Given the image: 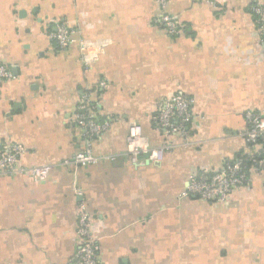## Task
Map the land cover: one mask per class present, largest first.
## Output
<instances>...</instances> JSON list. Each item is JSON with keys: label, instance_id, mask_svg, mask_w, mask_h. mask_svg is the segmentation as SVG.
I'll return each mask as SVG.
<instances>
[{"label": "crops", "instance_id": "0c3cea01", "mask_svg": "<svg viewBox=\"0 0 264 264\" xmlns=\"http://www.w3.org/2000/svg\"><path fill=\"white\" fill-rule=\"evenodd\" d=\"M255 20L251 0H0V63L13 74L0 79V148L22 144L18 166H53L43 182L0 175V264H72L81 205L101 264H264V169L224 201L183 194L192 174L249 152L246 113H264ZM57 24L77 40L59 47ZM177 94L194 99L187 135H165L153 116ZM80 114L109 128L90 138ZM135 124L152 146L173 145L161 161L125 154ZM88 142L119 156L58 165Z\"/></svg>", "mask_w": 264, "mask_h": 264}, {"label": "built area", "instance_id": "2783aa9c", "mask_svg": "<svg viewBox=\"0 0 264 264\" xmlns=\"http://www.w3.org/2000/svg\"><path fill=\"white\" fill-rule=\"evenodd\" d=\"M164 4V0H160ZM252 10L256 15V24L264 34V0H251ZM159 24H164L170 33L178 32V20L169 14H163L157 19ZM52 36L59 47L65 48L77 39L75 30L65 24H57ZM83 51L90 50V45L85 40H80ZM88 62V60L86 61ZM13 74L9 66L0 63V79L12 78ZM105 86V82L101 83ZM194 99L189 96L177 94L165 102L160 110L153 116L154 121L163 129L165 135L183 133L187 135L186 125L192 117L191 107ZM85 109V105L80 106ZM246 117L250 123L249 128L242 133L249 146V152L245 156L225 163L220 169L209 172L200 171L192 174L184 195H196L208 201H224L235 189L241 187L249 179V169L260 171L264 169V113L249 111ZM78 123L86 129L90 138L100 135L109 128L108 121H96L77 115ZM173 148V145L164 143L161 146H152L143 132L141 125H131L127 136L126 155L130 160L138 164L141 155L148 161H161L165 152ZM25 152V147L16 142H6L0 148V175L30 172L34 180L46 181L51 174L52 165L18 166L20 156ZM119 154H95L91 142L85 149L72 158L60 162L59 166L86 165L99 161L116 160ZM77 233L80 237V245L77 252L71 258L72 264H101L98 251L99 243L91 228V214L86 206L81 205L77 219Z\"/></svg>", "mask_w": 264, "mask_h": 264}]
</instances>
